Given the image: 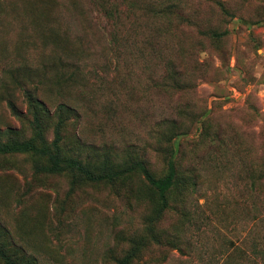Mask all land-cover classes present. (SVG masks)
<instances>
[{"label":"rangeland","instance_id":"rangeland-1","mask_svg":"<svg viewBox=\"0 0 264 264\" xmlns=\"http://www.w3.org/2000/svg\"><path fill=\"white\" fill-rule=\"evenodd\" d=\"M0 264H264V0H0Z\"/></svg>","mask_w":264,"mask_h":264},{"label":"trees","instance_id":"trees-1","mask_svg":"<svg viewBox=\"0 0 264 264\" xmlns=\"http://www.w3.org/2000/svg\"><path fill=\"white\" fill-rule=\"evenodd\" d=\"M176 13H177V7L174 4L166 5L165 7L162 8L160 12H158V14L164 17L168 15H173ZM167 170H168V174L162 180L157 181V180L150 179L149 181V183L154 188H156L158 195H159L160 202L162 203L163 206L166 205V195L168 191L171 189L174 183V180L176 176L178 175L176 165L174 162H170L168 164Z\"/></svg>","mask_w":264,"mask_h":264}]
</instances>
